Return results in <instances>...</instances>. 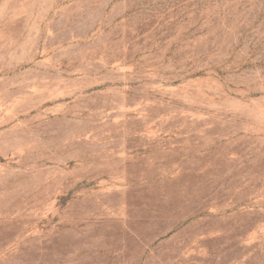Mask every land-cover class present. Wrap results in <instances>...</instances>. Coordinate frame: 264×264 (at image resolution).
<instances>
[{"label":"rangeland","instance_id":"obj_1","mask_svg":"<svg viewBox=\"0 0 264 264\" xmlns=\"http://www.w3.org/2000/svg\"><path fill=\"white\" fill-rule=\"evenodd\" d=\"M0 264H264V0H0Z\"/></svg>","mask_w":264,"mask_h":264}]
</instances>
